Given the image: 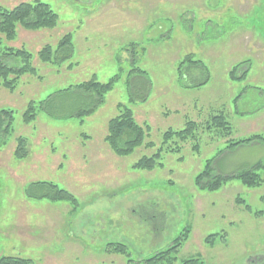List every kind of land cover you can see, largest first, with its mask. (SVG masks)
Masks as SVG:
<instances>
[{
	"label": "rangeland",
	"instance_id": "obj_1",
	"mask_svg": "<svg viewBox=\"0 0 264 264\" xmlns=\"http://www.w3.org/2000/svg\"><path fill=\"white\" fill-rule=\"evenodd\" d=\"M36 1L58 15L57 26L18 25L11 41L0 35L8 47L29 51L35 69L12 90L0 86V111L13 117L9 131V117L2 114L0 123V257L127 264L171 248L163 264H250L249 258L264 264V168L254 170L258 186L230 178L209 191L196 183L209 160L222 177L264 165L263 140L230 146L264 138V0H0V6ZM67 34L73 56L41 61L45 46L56 50ZM116 75L93 114L70 116L91 98L64 89ZM120 103L150 126L146 143L153 146L127 156L112 150L105 138ZM31 104L36 117L27 123ZM218 115L229 129L213 123ZM190 121L197 124L193 136L164 142L166 131ZM19 138L24 158L16 155ZM159 149L161 166L135 168ZM57 188L77 205L39 197ZM119 243L128 256L117 251Z\"/></svg>",
	"mask_w": 264,
	"mask_h": 264
},
{
	"label": "trees",
	"instance_id": "obj_2",
	"mask_svg": "<svg viewBox=\"0 0 264 264\" xmlns=\"http://www.w3.org/2000/svg\"><path fill=\"white\" fill-rule=\"evenodd\" d=\"M58 23V15L45 3L36 1L34 3L24 2L14 8H6L0 6V35H4L7 40L11 41L16 38L18 25L23 26L26 29L38 30L42 28H54ZM74 46L72 44V37L70 34L65 35L59 42L56 50L53 46L48 45L39 53L41 61L44 63H62L65 60L73 56ZM32 54L26 49H15L8 47L4 43L3 37L0 36V86H4L8 89L15 88V84L21 74L33 71L35 69L31 65ZM19 58L22 59V65L18 64ZM118 75L110 79L106 83L99 82L97 80H90L83 82L74 87L64 89L65 91L76 90L85 99L91 98V105L81 104L74 105L75 109L71 112V117H82L83 115L93 114L97 108L103 104L105 95L113 89ZM75 92V91H73ZM145 97V96H144ZM142 97V98H144ZM46 103V102H45ZM44 106L43 103L40 105ZM69 105L61 104V109H67ZM70 106H72L70 104ZM118 108L120 114L109 121L108 134L106 141L112 148V150L119 156H127L134 152V150L146 143V138L150 130V126L141 125L137 122L133 110L124 104H119ZM11 111H0V123H2V114L9 117V131L11 127ZM36 117V110L34 104H31L28 110L24 114V120L30 123ZM13 119V117H12ZM213 123L217 126L223 127V129H229L230 126L225 116L218 115L213 118ZM197 124L194 121L188 122L187 128L179 131L168 130L164 133V142L168 143L171 140L179 139L181 141L186 140L188 137L193 136ZM263 140L261 136H255L241 141L231 142L230 146H238L245 142H252L254 140ZM24 139L19 138L20 147L16 151V155L19 158H24L26 152L21 149ZM147 146H153V142L146 143ZM181 146L174 148V152H179ZM162 149H159L155 154L151 156H143L136 164L135 168L144 170H153L157 166H161L162 162ZM264 168V165L259 163L254 167L231 177H222L214 173V167L209 160L205 169L196 177V183L202 189L209 191H216L222 188V186L230 180V178H239L249 185H260V176L254 171L260 168ZM41 185H45V182H38ZM57 187V186H54ZM48 196L53 200H68L69 202L77 205V200L69 191L64 189H58L56 192L49 191L41 194L39 197ZM118 252L123 254L126 251V245L119 243ZM117 248V247H116ZM171 248L159 251L151 257L144 258L143 260L127 259V264H163L165 259H170L169 252ZM168 256L170 258H168ZM0 264H34L31 259L14 257V256H1Z\"/></svg>",
	"mask_w": 264,
	"mask_h": 264
},
{
	"label": "flooded vegetation",
	"instance_id": "obj_3",
	"mask_svg": "<svg viewBox=\"0 0 264 264\" xmlns=\"http://www.w3.org/2000/svg\"><path fill=\"white\" fill-rule=\"evenodd\" d=\"M258 261L259 260H256V259L255 260H253L251 258L248 259V262H250V264H259Z\"/></svg>",
	"mask_w": 264,
	"mask_h": 264
},
{
	"label": "crops",
	"instance_id": "obj_4",
	"mask_svg": "<svg viewBox=\"0 0 264 264\" xmlns=\"http://www.w3.org/2000/svg\"><path fill=\"white\" fill-rule=\"evenodd\" d=\"M206 81H207V80H206ZM206 81H205V82H206ZM203 83H204V82H203Z\"/></svg>",
	"mask_w": 264,
	"mask_h": 264
}]
</instances>
